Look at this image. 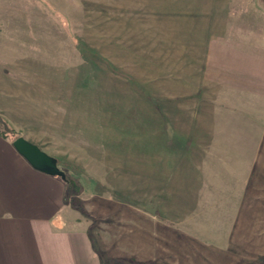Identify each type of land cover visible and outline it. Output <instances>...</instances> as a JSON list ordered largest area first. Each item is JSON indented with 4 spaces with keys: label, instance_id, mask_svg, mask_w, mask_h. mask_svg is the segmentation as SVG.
Listing matches in <instances>:
<instances>
[{
    "label": "rangeland",
    "instance_id": "374dc122",
    "mask_svg": "<svg viewBox=\"0 0 264 264\" xmlns=\"http://www.w3.org/2000/svg\"><path fill=\"white\" fill-rule=\"evenodd\" d=\"M220 1L0 0V68L20 90L0 117L57 159L71 212L142 249L125 262L264 264V180L206 199L189 166L188 121L221 82L205 59Z\"/></svg>",
    "mask_w": 264,
    "mask_h": 264
},
{
    "label": "crops",
    "instance_id": "0c3cea01",
    "mask_svg": "<svg viewBox=\"0 0 264 264\" xmlns=\"http://www.w3.org/2000/svg\"><path fill=\"white\" fill-rule=\"evenodd\" d=\"M215 24L210 28L220 32L207 38L205 59L218 63L212 77L221 82L205 90L200 117L188 121V159L197 189L211 183L204 197L225 199L264 180V0H221ZM4 71L0 114L8 118L13 108L4 103L19 101L20 90ZM13 141L0 126V264H132L123 259L140 258L141 248H113L71 212L64 181L34 168Z\"/></svg>",
    "mask_w": 264,
    "mask_h": 264
},
{
    "label": "water",
    "instance_id": "95a60500",
    "mask_svg": "<svg viewBox=\"0 0 264 264\" xmlns=\"http://www.w3.org/2000/svg\"><path fill=\"white\" fill-rule=\"evenodd\" d=\"M13 144L34 168L65 179V174L59 168L57 159L40 148L36 143L29 141L23 136H19L14 139Z\"/></svg>",
    "mask_w": 264,
    "mask_h": 264
},
{
    "label": "trees",
    "instance_id": "16d2710c",
    "mask_svg": "<svg viewBox=\"0 0 264 264\" xmlns=\"http://www.w3.org/2000/svg\"><path fill=\"white\" fill-rule=\"evenodd\" d=\"M0 125H1V127H2V131H3V133L6 135V136H10V137H12L13 139L15 138H17L18 136H16L15 134H14V131L12 130V128L8 125V123L3 119V118H1L0 117ZM65 180V189H67L70 185H73V181L71 180V179H69V178H66V179H64ZM64 201L65 202H69V203H71L72 204V202L69 200V198L66 196V194H64ZM78 208L81 210V212L84 214V215H86V216H88L87 215V213L83 210V209H81V206H78Z\"/></svg>",
    "mask_w": 264,
    "mask_h": 264
}]
</instances>
